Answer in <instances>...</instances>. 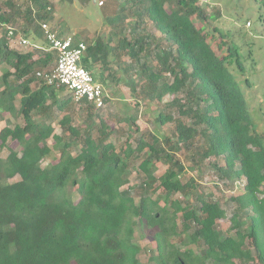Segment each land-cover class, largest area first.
Instances as JSON below:
<instances>
[{
    "label": "trees",
    "instance_id": "16d2710c",
    "mask_svg": "<svg viewBox=\"0 0 264 264\" xmlns=\"http://www.w3.org/2000/svg\"><path fill=\"white\" fill-rule=\"evenodd\" d=\"M125 1L100 2L110 34L90 39L81 61L139 98L135 114L116 119L119 130L92 103L61 96L57 81L40 82L56 60L42 29L54 21L50 1L0 0V116L9 117L0 129V264H143L140 238L154 243L146 264H264V133L228 68L232 60L244 72L239 48L206 33L220 10ZM19 37L27 50L12 47ZM141 99L155 103L161 129L140 131ZM206 161L229 190L241 188L231 215L194 178L182 181L186 164Z\"/></svg>",
    "mask_w": 264,
    "mask_h": 264
},
{
    "label": "rangeland",
    "instance_id": "374dc122",
    "mask_svg": "<svg viewBox=\"0 0 264 264\" xmlns=\"http://www.w3.org/2000/svg\"><path fill=\"white\" fill-rule=\"evenodd\" d=\"M51 5V13L54 21L51 26L62 32L64 35L70 34L77 37L79 40L87 43L90 39L108 38L111 28L106 23L105 11L107 6H101V1L104 0H49ZM126 1L123 0V4ZM201 7L207 9L208 14H215L214 8L220 10V17L210 19L205 25L206 33L213 45L218 42H225L227 46H237L239 48L238 57L243 64V71L236 66L231 60L228 63V68L232 73L233 79L238 84L242 91L251 117L255 124V130L259 134L264 133V6L256 0H200ZM104 6V5H103ZM148 22L144 20V23ZM132 22H128L129 26ZM250 23V25H248ZM150 26V24L148 25ZM10 27V26H9ZM150 28V27H149ZM153 28H151L152 30ZM115 30V29H114ZM113 32H120V29ZM217 30V31H216ZM225 36L221 39L219 34ZM22 38L14 40L12 47L14 49L25 51L30 45H22ZM31 44V41H29ZM222 44V43H221ZM226 53V50H224ZM6 65H1L2 69ZM102 70V66L99 65ZM116 69V66H113ZM117 77L122 78V72H117ZM95 80L100 83L104 89L105 96L108 97V103L102 109V114L112 126L121 130L122 125L116 124V119L122 115L135 114L136 110L133 107V99L128 87L122 82H112L111 80L100 79L97 72H92ZM39 82V81H38ZM70 93L66 90L61 96H68ZM138 122L137 126L141 132H152L161 126L155 124L154 119L158 115V110L155 103H148L144 100L139 102ZM6 117L0 116V129L6 125ZM79 121V120H78ZM77 121V122H78ZM15 124H23L21 119L13 120L12 127ZM50 142V141H49ZM15 149L16 145L13 144ZM8 155V150L5 149L0 153L1 158ZM57 155V154H56ZM209 161L201 165L200 169H195L186 164L185 173L182 176V181L186 182L189 178H194L196 182L203 187L206 193H211L216 199H219L222 205L227 209L229 215L233 211V205L229 202L231 196L240 193L239 184L233 190L226 187V181L218 179L214 168L209 166ZM165 167L156 173L157 178L164 174ZM137 183L136 175L132 176V183ZM181 198V197H178ZM184 208V206H183ZM223 231L229 228L228 221H220ZM139 244L146 251L140 254V259L143 264L147 263L149 258L148 251L154 249V243L148 239H139ZM150 249V250H149ZM195 251L194 247H190Z\"/></svg>",
    "mask_w": 264,
    "mask_h": 264
},
{
    "label": "built area",
    "instance_id": "2783aa9c",
    "mask_svg": "<svg viewBox=\"0 0 264 264\" xmlns=\"http://www.w3.org/2000/svg\"><path fill=\"white\" fill-rule=\"evenodd\" d=\"M250 25V23H248ZM42 29L49 44V50L54 52L56 60L52 70L41 71L38 76L40 82L48 80V83L57 81L64 86L76 103L86 101L92 103L95 108L105 107V92L91 72L81 65L87 45L83 41H76L72 35H61L57 29L49 24L43 23ZM8 36L13 37L14 31L8 28ZM22 45H28L26 40L21 41Z\"/></svg>",
    "mask_w": 264,
    "mask_h": 264
},
{
    "label": "crops",
    "instance_id": "0c3cea01",
    "mask_svg": "<svg viewBox=\"0 0 264 264\" xmlns=\"http://www.w3.org/2000/svg\"><path fill=\"white\" fill-rule=\"evenodd\" d=\"M50 25V24H49ZM51 26V25H50ZM52 27V26H51ZM9 28V27H8ZM53 28V27H52ZM53 29H55V28H53ZM61 33V35L63 36L64 34L62 33V32H60ZM67 35H70V34H67ZM66 36V35H65ZM73 36V35H72ZM101 39H103V38H101ZM107 39V38H106ZM21 41H23V40H21ZM81 41V40H80ZM99 67V65L96 67V68H94V72H97V74H98V76H101L100 74H101V72L103 71V69L101 70V69H99L98 68ZM110 67H113V66H110ZM104 77L105 76H107V73H104V75H103ZM100 78V77H99ZM101 79V78H100Z\"/></svg>",
    "mask_w": 264,
    "mask_h": 264
}]
</instances>
